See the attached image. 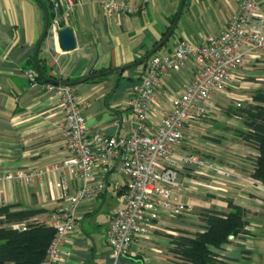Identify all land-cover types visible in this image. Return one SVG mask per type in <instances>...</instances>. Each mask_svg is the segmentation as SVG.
Wrapping results in <instances>:
<instances>
[{"label":"crops","instance_id":"1","mask_svg":"<svg viewBox=\"0 0 264 264\" xmlns=\"http://www.w3.org/2000/svg\"><path fill=\"white\" fill-rule=\"evenodd\" d=\"M75 1L71 12L58 13V27L49 24L41 39L46 14L40 2L0 0V205L41 209L33 219L43 222L58 205L60 174L53 166L66 156V150L63 110L50 99L45 88L50 82L32 83L24 74L26 70L34 73L35 55L46 76L61 80H80L95 71L129 65L121 72L115 70L72 85L90 132H127L131 126L130 89L144 65L139 61L168 31L170 35L154 53L166 54L180 40L202 43L207 36L221 33L240 10L235 0H124L142 6L133 14L109 15L103 10V0ZM254 1L264 12V0ZM48 11L54 16L50 6ZM63 27L71 28L74 34L75 47L70 50H61L58 45L56 30ZM251 63L264 64V51ZM192 78L190 59L162 76L151 121H159L171 98ZM226 88L212 94V105L205 107L204 115L187 123L185 140L176 147L204 161L185 165L179 173L183 185L177 197L191 211L179 216L161 213L145 239L135 241L127 254L113 257L105 230L113 209L123 201L122 191L113 187V175L97 200L81 202L78 229L62 244L67 251L62 264H179L169 252L171 235L179 230L196 231L200 211L226 212L228 200L248 211L250 233L231 238L216 250L222 264H264V184L251 180L256 151L234 132L244 127L243 120L231 112L236 105L224 109L219 105L228 95ZM210 162L215 167L206 165ZM18 169H41L42 173L31 180L4 177ZM66 179L71 189L79 185L68 174Z\"/></svg>","mask_w":264,"mask_h":264},{"label":"built area","instance_id":"2","mask_svg":"<svg viewBox=\"0 0 264 264\" xmlns=\"http://www.w3.org/2000/svg\"><path fill=\"white\" fill-rule=\"evenodd\" d=\"M235 1L240 10L229 18L221 33L207 36L202 43L180 40L168 53H152L145 59L130 89L131 126L127 132H90L72 85L45 84L50 99L63 110L66 156L53 166L60 174L56 183L58 205L45 223L54 228L55 234L40 264H62L67 254L62 244L68 234L78 229L81 202L97 200L113 175V187L122 191L123 199L113 209L105 230V241L113 257L127 254L135 241L145 239L161 213L179 216L191 211L177 197L183 185L179 173L185 165L204 161L176 149L185 140V127L190 120L207 112L205 107L212 105L214 92L236 81L243 67L264 51V12L258 10L254 0ZM50 5L54 12L50 25L55 28L59 25L58 13L71 12L76 1L51 0ZM141 6L124 0L102 2L109 15L133 14ZM186 59L191 62L192 80L178 96L171 98L159 121H151L162 76L180 69ZM24 74L36 83L32 72L26 70ZM206 165L214 166L211 162ZM251 167L253 171V161ZM41 173V169L36 172L18 169L4 177L31 180ZM66 174L79 181L76 188H69ZM14 226L24 228V223Z\"/></svg>","mask_w":264,"mask_h":264},{"label":"trees","instance_id":"3","mask_svg":"<svg viewBox=\"0 0 264 264\" xmlns=\"http://www.w3.org/2000/svg\"><path fill=\"white\" fill-rule=\"evenodd\" d=\"M36 1L43 4L49 26L53 17V13L48 11L51 5H47L44 0ZM144 61L143 58L139 63ZM38 66L41 74L46 78L42 77L35 68V74L33 73L35 82L54 84L74 85L95 78L84 79L89 75L107 71H95L80 80H61L54 76H46L43 67L39 64ZM231 110L232 114L241 118L244 124L243 128L234 129L235 134L257 153L253 160L251 178L264 184V88L256 89L251 95L250 102L243 106H235ZM227 202L226 212L210 209L200 211L198 215L200 224L196 231L179 230L178 234L171 235L172 246L169 252L176 262L222 264L216 250L230 242L231 238H243L250 233L248 211L232 200ZM40 212L41 209H27L19 204L0 205V264H40L45 258L55 230L47 223L33 219V216ZM18 223H24V228L14 226Z\"/></svg>","mask_w":264,"mask_h":264},{"label":"rangeland","instance_id":"4","mask_svg":"<svg viewBox=\"0 0 264 264\" xmlns=\"http://www.w3.org/2000/svg\"><path fill=\"white\" fill-rule=\"evenodd\" d=\"M239 76L237 83L227 86L228 95L225 96L224 100H220L221 108L236 105L237 102L243 106L250 102L255 88H264V64L249 63L243 67V73L240 72Z\"/></svg>","mask_w":264,"mask_h":264},{"label":"water","instance_id":"5","mask_svg":"<svg viewBox=\"0 0 264 264\" xmlns=\"http://www.w3.org/2000/svg\"><path fill=\"white\" fill-rule=\"evenodd\" d=\"M179 12H180V9H179L178 13ZM45 14H46L45 15L46 16V18H45L46 19V23H45V29L43 31V34H42L41 39L45 36V34L47 33V29H48V17H47L46 10H45ZM56 33H57L58 45H59V47H60L61 50H70V49H72V48L75 47V38H74V34H73V31H72L71 28H69V27L60 28V29H57L56 30ZM170 33H171V30L168 31L165 34V36L163 37V39L144 57V59H146L150 54L154 53L156 51V49L159 46H161V44L167 39V37L170 35ZM34 60H35L36 70H37V72L39 74H41V70H40V68L38 66V63H37V60H36V55L34 57ZM128 66L129 65H124V66L118 67L117 69L107 70L104 73L113 72L115 70L121 72L125 68H127ZM104 73L92 74V75H89L88 77H85L84 79H88L90 77H96V76L102 75ZM42 77H44V76L42 75ZM44 78H46V77H44ZM47 79H49V78H47ZM65 84L72 85V84H69V83H65Z\"/></svg>","mask_w":264,"mask_h":264}]
</instances>
